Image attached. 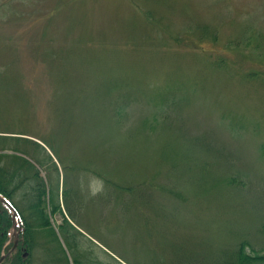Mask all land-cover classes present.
<instances>
[{
    "label": "rangeland",
    "instance_id": "obj_1",
    "mask_svg": "<svg viewBox=\"0 0 264 264\" xmlns=\"http://www.w3.org/2000/svg\"><path fill=\"white\" fill-rule=\"evenodd\" d=\"M248 28L254 57L226 47ZM217 56L244 69L217 71ZM176 73L196 87H170ZM0 78L1 168L30 163L5 252L23 217L40 233L27 264H219L241 240L264 254V0H0ZM146 85L177 93L167 126L142 124L150 109L133 100L159 109ZM40 182L60 258L36 227Z\"/></svg>",
    "mask_w": 264,
    "mask_h": 264
},
{
    "label": "trees",
    "instance_id": "obj_2",
    "mask_svg": "<svg viewBox=\"0 0 264 264\" xmlns=\"http://www.w3.org/2000/svg\"><path fill=\"white\" fill-rule=\"evenodd\" d=\"M53 11H55V10H53ZM145 14L148 15L150 13L147 12ZM51 18L49 19V22L52 21L53 19H55L54 16H52ZM250 25H249V27H250ZM248 29H245L248 32H241L235 38L227 40L226 41V47L232 51H234V50L239 51L246 57H249V50H250L251 56L254 57V54L257 55L259 53H256L254 51V34H251V32H250L251 29H249V30ZM195 30H201V32H202V36L197 42L204 40V38H202L203 36L209 37L207 34L208 30L206 28H204L202 26H198V27H196ZM216 37L218 38V36H216V35L214 37H212L213 41L217 40ZM132 45L134 46L133 42H132ZM206 56H209V54L206 53ZM212 62H214V64H216L215 67L217 68V71H222V69H223V72H229L228 71L229 70L228 64H226L227 70L224 68L226 62H229V63L240 68V64L242 63V60H238V58H236V57L235 58L233 57L232 59H227V57H225V59H224V57L217 56L215 61H212ZM251 62H254V61H251ZM242 69H244V68H240V70H242ZM258 73L259 72L257 70H253L248 74L250 76H257V75H260V73L259 74ZM239 74H241V71ZM185 75H186V77L182 74H177V73H176V75H173L174 77L172 76L170 79V82H168V83H170V87L171 86H177V85H187V84H191L192 87H196V84H193L195 82V80H194L195 77L192 76V74L189 75L188 77H187L188 74H185ZM217 76H219V75H217ZM0 84H2V78H0ZM144 90L146 93H148L150 95L149 100H153V102L159 103V106H157L159 109L154 111L153 108H151L150 105L147 104V102H148L147 97L145 98L144 102H138L136 100H133V103L134 102L138 103L141 108H149L150 109L149 111H151V112L147 111V115H149V117H146L145 119L141 120L142 124L146 123L147 127L150 128L149 130H153L154 129L153 127L156 126L158 123H161L162 126H167L169 123L168 119L166 118V117H168V114H165V117L160 118L159 114H160V111H162L160 109H168L171 111L174 110L173 104H167L164 102V96H165V94H168V95L171 94L172 97H178V95H174L177 93L174 91H171V90H167V91L164 89L161 90L158 86L157 87L156 86L155 87H149L146 85L144 87ZM193 91H195V89L192 90L191 92L193 93ZM172 92H174V93H172ZM184 93H186V92H184ZM181 100L184 101L183 99H181ZM132 107H133V105H132ZM127 109H132V108H127ZM231 110H232V108H231ZM227 112H230V111H227ZM228 114H230V113H228ZM151 119L154 121V124L149 123V121ZM0 133L3 134V133H5V131H0ZM150 136H154L156 138L157 142H159V137L157 135H154V134H151V135L146 134L145 138H148ZM12 137H14V136H12ZM4 138H6V137L4 136ZM48 144H51L49 146L52 147V149L54 148V150L57 147V143L54 141H52L50 143L48 142ZM156 144L158 145L159 143H156ZM136 148H142V146L136 147ZM15 162H16V165L14 164V166H11V165H13L11 163V165L7 166L5 168V170L1 168L2 165L0 163V194L5 196L6 198H8L10 201L12 200L11 198H12V194L14 193V190L19 188V187L25 186V184L27 182L25 179H28L27 177H29V176L23 174V172H26V170L30 166V163L24 158L16 159ZM8 167H12L13 169L8 168ZM30 176H31V178L35 177V179H39L38 170H36L33 173V175H30ZM156 178L159 179V177H156ZM148 182H150V184L153 185L151 181H148ZM219 182H225L229 186L238 187L237 181L235 180L234 181L235 183H234L233 179L230 177L224 178V176H222L219 179ZM172 194H174V193H172ZM172 194H170V195H172ZM176 194H178V193H176ZM162 195L165 198L167 197V195H165V194H162ZM36 197L37 198H36V203H35V207H34L35 208V214H39L37 216L39 224L36 227L37 228L40 227L42 229V231H47L48 234H50V237H47L48 240H50L49 243H57V245L53 244V250L49 251V247L45 248V249H46V252H48V254L51 255L52 258H55V257L58 258L59 257L58 253H62L64 255V249L61 247V244L57 238V235L53 231L52 226L50 225L48 217H47V213H46V209H45V202H44L45 189H44V184H42V182L36 184ZM182 198L185 199L183 195H182ZM150 200H153L152 197L148 198V200H147L146 206L148 208L152 207L155 204H158L157 202L151 204ZM173 201H177V200L176 199H174V200L169 199V200H167V202H163L162 198H161V200H159L158 202H159V204H161V203L165 204V205H162L163 209L169 211L174 206L168 205V203L174 204L175 202H173ZM175 205L180 207L179 203H175ZM177 210H179L178 207H177ZM156 212H158V211H156ZM0 214L8 215L5 209H0ZM7 218L5 219V222H4L5 228H2V225L0 224V254L2 252L3 243L7 238L6 236H8L7 235L8 229L12 225V219H10V216ZM1 219H2V217L0 218V222H1ZM22 221H23L22 224H24V226H23L24 231L22 232L23 238H24L23 243L21 245V243L18 242L14 251H12L10 254L7 255V257L5 258L6 262H8L7 264H27V261H29L30 257L29 258H27V257L23 258V256H20V252L22 251V248H24L25 250H29L28 253H30L32 246H33L31 244V241H33L34 238L38 234H40V233H37L38 230L37 231L32 230V232H31L32 225L30 226L31 222L29 220L22 217ZM65 223L68 225V227H67L68 229H72L73 226L70 224L69 221L66 220ZM263 228H264V225H263ZM42 231H41V235L46 234L45 232H42ZM32 235H33V238H32ZM233 246H234V244H233ZM248 246H249V244L247 241L241 240L240 242H238V244H236L233 247V249H227L228 253L227 254L224 253L226 258L223 261H220L219 264H252V263L256 264L259 262L258 260L262 261V259H264V254L248 253L246 251V248ZM64 258H66V257L64 256ZM73 261L76 264H79V260L77 258H74ZM261 264H264V263H261Z\"/></svg>",
    "mask_w": 264,
    "mask_h": 264
},
{
    "label": "water",
    "instance_id": "obj_3",
    "mask_svg": "<svg viewBox=\"0 0 264 264\" xmlns=\"http://www.w3.org/2000/svg\"><path fill=\"white\" fill-rule=\"evenodd\" d=\"M0 199H1V201H3L4 203H6L7 206H8L10 209H13L12 206L10 205V203H9L6 199H4L2 196H0ZM17 232H19V231H17ZM16 243H17V233H15V240H14V245H13V247L16 245ZM3 258H4V256H1V257H0V262L3 260Z\"/></svg>",
    "mask_w": 264,
    "mask_h": 264
}]
</instances>
